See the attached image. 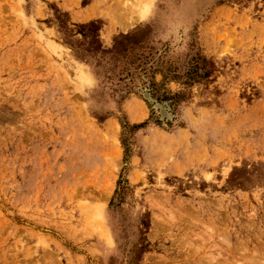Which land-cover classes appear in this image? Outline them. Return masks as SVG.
Returning a JSON list of instances; mask_svg holds the SVG:
<instances>
[{
  "label": "rangeland",
  "instance_id": "obj_1",
  "mask_svg": "<svg viewBox=\"0 0 264 264\" xmlns=\"http://www.w3.org/2000/svg\"><path fill=\"white\" fill-rule=\"evenodd\" d=\"M0 264H264V0H0Z\"/></svg>",
  "mask_w": 264,
  "mask_h": 264
},
{
  "label": "trees",
  "instance_id": "obj_2",
  "mask_svg": "<svg viewBox=\"0 0 264 264\" xmlns=\"http://www.w3.org/2000/svg\"><path fill=\"white\" fill-rule=\"evenodd\" d=\"M53 10L54 21L62 36L63 45L69 47L75 57L80 61L85 63L89 61L95 62L96 67H99L103 61L107 60V64L112 65L107 69L108 73L118 77V81L133 75V73L128 70L127 66H133L135 63L141 62H143V64L146 63L143 54L137 53L142 48V41L138 39V36H141L143 30H137V32L133 34L121 35L114 41V45L111 49H104L99 39L101 27L99 21L70 24L67 13L61 12L55 8ZM121 61H125L127 66L125 65L117 74H114L113 72ZM138 66L139 65H137V67ZM141 71L144 72L146 70L141 69ZM150 95L161 102H174L172 96H167L166 92H163L160 96H156L155 91L151 89V87Z\"/></svg>",
  "mask_w": 264,
  "mask_h": 264
}]
</instances>
